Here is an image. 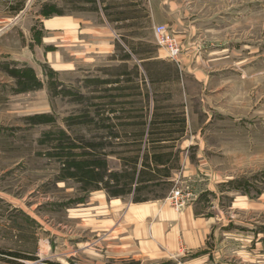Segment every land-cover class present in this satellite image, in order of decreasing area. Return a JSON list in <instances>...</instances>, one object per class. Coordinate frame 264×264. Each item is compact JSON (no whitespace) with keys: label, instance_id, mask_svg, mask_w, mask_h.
Segmentation results:
<instances>
[{"label":"rangeland","instance_id":"1","mask_svg":"<svg viewBox=\"0 0 264 264\" xmlns=\"http://www.w3.org/2000/svg\"><path fill=\"white\" fill-rule=\"evenodd\" d=\"M215 2L216 5L211 1L204 10L195 11L200 18L217 12L214 16L220 15L219 19L211 22L219 23L220 28L217 33H211L216 41L210 42L207 33L201 38L213 48L204 49V60L195 69L201 78L208 76L206 85L200 87L190 78L183 85L191 95L201 91L208 93L203 96L208 101L203 106L197 98L191 100L197 121L210 122L202 131L201 149L189 146L188 151L199 155L212 179H237L227 184L229 186L218 188V195L207 198L210 209L221 213L226 221L258 224L261 229L264 228V194L260 196L264 192V0ZM57 3H45L46 12L57 13ZM38 5L36 3L35 9ZM1 6L4 10V5H0V10ZM18 20L15 23L25 30L35 22L34 31L29 33L34 47L22 42L16 47L15 43L9 45L3 40L0 51L8 52L12 48L20 58L34 65L35 72L19 73L18 90H34L35 110L27 109L26 98H20L18 113H9L0 107V167L3 168L0 172V249L29 259L0 256V264H86L91 261V252L100 254L108 244L105 226L97 229L91 226L90 220L96 211L100 221L107 219L110 208L95 205L102 209L92 210L91 200L98 202L97 196L92 197L93 192H102L108 201L117 199L130 203L166 188L131 186L130 167L112 155L113 151L123 148L115 146L119 141L116 130L102 123L97 115L101 112L100 96L105 89L109 90L108 85L118 82L120 75L134 72L133 67L127 70L121 64V60L128 58L124 53L128 42L143 38V43H147L145 52L158 46L151 31L132 34L131 40L124 35H114L113 55L106 49L107 38L113 39V36L104 34H82L79 41L64 49L57 34L50 36V46L42 44V30L37 29L42 26L39 19L25 18L20 23ZM89 20L96 24L101 22L99 18ZM2 22L3 25L7 22L6 17ZM15 35L19 41H22L21 36L25 39L24 34L15 32ZM229 40L227 50L221 51ZM132 49L128 50L132 57L142 54L136 46ZM214 59L217 60L209 61ZM161 63L151 66L150 71L161 70L167 77L176 76L175 64ZM175 81L173 78L171 89L182 90V85ZM28 99L30 106L32 100ZM178 100L173 99L172 105H177ZM201 108L211 109L213 113L202 114ZM68 152L78 164H70V156L65 155ZM88 155L94 156L97 164H82ZM16 158L20 160L15 164ZM208 180H203L202 184L210 187ZM235 184L240 187L235 189L246 198L241 206L235 203L232 193L234 187L231 186ZM178 188L188 198L184 207L195 201L196 194L182 186L171 189L166 201L174 211L182 212L185 208L175 210L170 200ZM245 203L256 206L251 210ZM120 209L123 215L125 209L122 206ZM261 244L254 252L256 255L246 259L234 255L226 243V256L233 264H264Z\"/></svg>","mask_w":264,"mask_h":264},{"label":"crops","instance_id":"2","mask_svg":"<svg viewBox=\"0 0 264 264\" xmlns=\"http://www.w3.org/2000/svg\"><path fill=\"white\" fill-rule=\"evenodd\" d=\"M211 1L217 4L215 0H0V5H4V10L2 6L0 10V43L5 40L9 45L15 43L16 47L19 42L32 48L35 44L33 38L29 36L30 31L31 33L34 31L35 22L26 30L15 23L16 20L19 19L20 23L25 18L39 19L42 22V26L37 29L42 30L43 45L50 46V36L57 34L58 39L63 41L64 49L70 48L74 41H79L82 34H104L113 36V39L107 38L106 44V49L113 55L116 38L114 35H124L126 39L129 37L131 40L130 35L151 32L156 25L167 27L180 44L181 52L177 63L169 60L159 47H153L152 51L145 52L147 43H143V38L136 39L138 40L136 42H128L126 49H123L128 58L121 60V64L126 66L127 70L133 67L134 71H137V77L131 78L140 86L146 82V66H155L165 61V64L171 62L178 68L176 69L178 72L175 71L176 76L165 78L159 90L149 91L147 95L142 90L136 97L142 105H145L146 98L148 99L149 105L142 107V112L151 113L155 110L159 115L154 127L160 133L153 139L152 144L160 148L156 150L155 159H152V152L148 150L147 164L138 166L139 171L137 170L134 180L129 179L130 184L140 189L152 186L154 188L160 186V190L166 188L162 189V192L147 194L145 198L130 203L117 199L108 201L102 192H93L91 195L97 196L98 202L91 200L92 210L101 208H95V205H109L110 208L107 219L100 221L96 211L90 220L91 226H97V229L98 226H105L108 231V244L100 254L91 252V261H86V264H233L232 259L226 256V243L234 255L246 259L256 255L254 252L259 244L264 245V228L259 229L258 224L235 223L232 219L226 221L221 213L211 210L208 206V197L218 195L217 191L220 190L218 188L222 185H231L237 179L223 180L219 177L212 179L203 167L204 161L199 155H192L188 151L189 146L201 149L202 131L210 122L197 121L196 111L192 109L194 102L191 101L197 98V102L203 106L208 102L203 96L208 93L203 94L204 91H201L191 95L183 85L188 78L199 83L200 87L206 85L208 76L201 78L195 69L204 60L202 58L204 49L207 51L213 48L208 47L201 38L210 34L209 41H216L211 33L218 32L219 23L211 21L219 19L220 15L214 16L216 12L212 16L207 14L203 15L206 18L203 16L200 18L198 16L201 15L197 12L204 10L205 5ZM47 2H58L57 13L46 12L48 8L45 9L44 4ZM36 3H39L38 9H35ZM5 17L7 22L3 25L1 20L3 21ZM93 18H99L100 24L88 21ZM52 19L58 21L52 22ZM15 32L24 34L25 39L21 36L22 41H19ZM230 40L222 45L221 51L227 50ZM135 46L142 54L132 57L128 50L135 49ZM11 49L8 52L0 51V107L6 109V112L18 113L20 98H26L27 109L33 110L35 92L29 89L19 92L18 78L19 73L29 70L35 72L36 69L30 61L20 58L17 52ZM215 60L217 59L209 61ZM127 78L129 75L126 76L124 73L119 76L118 82L109 84V93H118V89L112 91V88L126 85ZM173 78L176 84L182 85V90L174 92L171 89ZM28 98L32 100L30 106ZM131 98V94L124 90L122 93L124 111L131 108L130 105L134 102ZM175 98L179 99L178 103L172 105ZM109 107L114 109L113 105ZM107 112L112 119L111 124L108 123L112 125L110 128H119V123L113 118V112L109 110ZM200 112L206 115L208 112L213 113L211 109L204 108H201ZM119 113L120 110H116V114ZM121 141L125 144L126 138L122 137ZM148 143L150 145V142ZM124 150L125 148L121 155H112L124 161V158L126 159L124 154L127 153ZM157 159L159 160L156 162ZM18 160L20 159L14 160L15 164ZM129 170L131 171L130 168ZM2 171L3 168L0 167V172ZM205 179H209L210 187L202 184ZM176 186H182L196 194L195 201L184 207L182 212L174 211L166 201L171 189ZM231 187H234L232 193L236 197L235 203L241 206L244 204L245 196L239 189H235L240 188L239 185ZM263 194L264 192L260 196ZM245 204L251 210L256 206L255 204L250 206L251 203ZM1 206L0 203V209ZM121 206L125 209L123 215L120 214ZM240 209L245 210L243 207ZM14 219L18 220L17 216L14 215ZM16 232L17 230L14 233ZM72 254L69 253L70 256H73Z\"/></svg>","mask_w":264,"mask_h":264},{"label":"trees","instance_id":"3","mask_svg":"<svg viewBox=\"0 0 264 264\" xmlns=\"http://www.w3.org/2000/svg\"><path fill=\"white\" fill-rule=\"evenodd\" d=\"M163 64V63H162ZM170 68V67H168ZM151 66H146V82L140 86L139 83H135L134 80L131 78V75L137 77V71L135 70L133 73H126V76L129 75V78L126 80V85H120L116 89H112V91L117 90V92L109 93L108 89L103 91V95L100 96L99 107L101 112H97L98 117L100 118L102 123H109L111 124V117H109V112H113V118L119 123V128H115L116 130V138H120L119 141L115 142V146L123 147L113 151L115 155H121L123 153V149L125 148V152L131 153L129 156L124 158V162L128 165L131 169L130 173L128 174L129 179L132 181L135 179L138 170V166H145L147 164L146 159L148 158V150L152 152V159L156 158V150L160 147L158 145H154L153 139L158 136L160 131L155 129L154 123L157 122L159 119V115L153 110L151 113H144L141 111L142 107H147L149 105L148 99L146 98L145 105L139 103L137 100V95L142 90L146 92V95L149 91L159 90L161 88V84L164 81V78L167 77L166 72H162L161 70L157 73H153L150 71ZM170 70V69H169ZM169 70L167 72H169ZM128 92L131 94V100L134 101L131 103V108H127V110H123V99L122 93ZM114 94V95H113ZM109 105H113L114 109L109 107ZM116 106V107H115ZM116 110H120L121 113L116 114ZM112 127V125H110ZM114 132V131H113ZM112 132V133H113ZM114 137V134H113ZM126 138V143L124 144L121 139ZM150 142V145L149 143ZM120 150V151H119ZM70 156V164H78L74 160V156L70 155L69 152L65 153V155ZM72 156V157H71ZM98 157V156H97ZM123 158V157H122ZM99 159V158H98ZM159 159L156 160V162ZM101 161V160H100ZM95 162V157L92 155H88L86 159L82 160V164H90ZM138 170V171H137ZM85 171V170H84ZM83 171V172H84ZM0 256H7L11 258L17 259H29V257H25L20 255L19 253L11 252V251H4L0 249ZM1 260V259H0ZM7 260V259H3ZM11 262V261H6Z\"/></svg>","mask_w":264,"mask_h":264},{"label":"built area","instance_id":"4","mask_svg":"<svg viewBox=\"0 0 264 264\" xmlns=\"http://www.w3.org/2000/svg\"><path fill=\"white\" fill-rule=\"evenodd\" d=\"M153 34L157 46L164 51L166 57L174 63H177L181 49L177 38L164 25L153 27ZM175 210L187 205L188 198L184 197L181 189H176L170 196Z\"/></svg>","mask_w":264,"mask_h":264}]
</instances>
